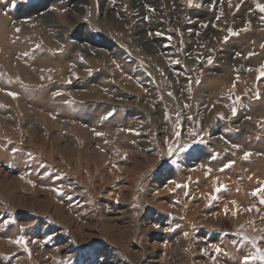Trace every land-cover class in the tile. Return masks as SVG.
I'll list each match as a JSON object with an SVG mask.
<instances>
[{
	"label": "rangeland",
	"instance_id": "obj_1",
	"mask_svg": "<svg viewBox=\"0 0 264 264\" xmlns=\"http://www.w3.org/2000/svg\"><path fill=\"white\" fill-rule=\"evenodd\" d=\"M258 4L0 0V89L19 93L0 91V264H238L264 250ZM176 131L190 147L169 157Z\"/></svg>",
	"mask_w": 264,
	"mask_h": 264
},
{
	"label": "snow or ice",
	"instance_id": "obj_2",
	"mask_svg": "<svg viewBox=\"0 0 264 264\" xmlns=\"http://www.w3.org/2000/svg\"><path fill=\"white\" fill-rule=\"evenodd\" d=\"M188 4H189V6H191L192 5V0H188ZM257 7L260 9L261 12H264V4H258ZM262 19H264V17H262ZM17 31H19V29H17ZM228 31L232 32L233 30L232 29H228ZM233 34H236V33H233ZM228 39H229L228 36L224 37L225 42H227ZM261 47H264V45H261ZM254 54L255 53H251L250 52L248 55L251 56V55H254ZM23 55L27 57L29 55V53L25 52ZM237 55H239V53ZM212 62H213L212 61V57H208V63L211 64ZM248 70L251 71L252 69L249 68ZM258 71H259V75H258L257 79H260L261 77H264V65H261ZM4 75H5L4 73H0V77H3ZM41 79H44L43 75L41 76ZM48 79L50 80L51 76H49ZM16 81L21 83V84H23V82L20 80L19 77H16ZM238 81H239V74L237 73L236 78L233 81L232 92H234L235 87H236V82H238ZM67 82L70 83L71 81L69 80ZM8 83H12V80L9 79ZM25 87H27V86H25ZM0 91H6V94L11 96L12 98H16L19 95V93L13 92V91H10V90H7V89H0ZM256 98L259 99V92H257ZM241 100H242L241 96H239V95L234 96V99L232 101V107H231L232 116H236L237 115L238 108H237L236 105ZM261 127H264V123L261 124ZM96 135H101V133H96ZM198 135H199V133L195 132V130H193V129H189L188 130V136L189 137H192L193 139H195V137H197ZM181 137H182V132L176 131L174 133V139L171 142L166 141V143H167V155L169 157L174 156L178 151H184L185 149L190 147V145L188 143L181 142ZM232 147L233 148H239V145L233 144ZM251 155L252 154L250 152H245L243 158L245 160H247V159L250 158ZM231 163L232 162H230L229 164L224 165V168L230 167ZM221 171H223V168L221 169ZM184 186L187 187V185H184ZM178 187H179V185H178ZM56 191H61V189H56ZM215 191L217 193H219L221 191V188L217 187L215 189ZM252 195L259 197V204L260 205H264V184H262L259 188L254 189L253 192H252ZM216 198H217L216 196H211L210 195V202H211V200L216 199ZM253 209H256L257 212L260 211V209L255 204L250 205L245 210L246 211H252ZM225 212H227V209H225ZM236 214H237L236 212H233V215H236ZM261 219H264V216H262ZM185 235H187V233H185ZM244 239H247V237L245 236ZM13 243L21 245V246L24 247L25 251H29V249L27 248L26 238L24 236L18 237L16 240L13 241ZM213 248L215 249V251L217 253H220L222 251L221 248L216 246V245H213ZM255 260H259L261 262V264H264V250H261V249L257 248L256 252L254 254H251V255L246 254V255H244L241 258V260L238 262V264H251V262L255 261Z\"/></svg>",
	"mask_w": 264,
	"mask_h": 264
},
{
	"label": "bare ground",
	"instance_id": "obj_3",
	"mask_svg": "<svg viewBox=\"0 0 264 264\" xmlns=\"http://www.w3.org/2000/svg\"><path fill=\"white\" fill-rule=\"evenodd\" d=\"M143 141V140H142ZM3 250H4V248H3Z\"/></svg>",
	"mask_w": 264,
	"mask_h": 264
}]
</instances>
